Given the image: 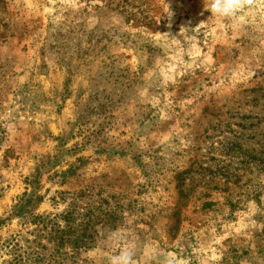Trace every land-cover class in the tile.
Returning a JSON list of instances; mask_svg holds the SVG:
<instances>
[{"label":"rangeland","instance_id":"obj_1","mask_svg":"<svg viewBox=\"0 0 264 264\" xmlns=\"http://www.w3.org/2000/svg\"><path fill=\"white\" fill-rule=\"evenodd\" d=\"M30 196L116 215L51 257ZM0 220V264H264V2L0 0Z\"/></svg>","mask_w":264,"mask_h":264},{"label":"trees","instance_id":"obj_2","mask_svg":"<svg viewBox=\"0 0 264 264\" xmlns=\"http://www.w3.org/2000/svg\"><path fill=\"white\" fill-rule=\"evenodd\" d=\"M29 200H21L18 205L15 207V215L21 217L24 220H32L36 225H40L42 229L47 230L49 225L51 229L49 230V238L50 241L56 243L57 248L54 252L51 253V257L55 254L61 253L59 249L65 247L67 244L71 245L72 248L79 250L82 248H90L92 244L97 239L98 232L96 230L97 222H101L103 220H112L116 215L115 211L106 212L102 217L98 215L95 217V214H92V209H88L87 213L84 215L82 221L76 226H72L74 222L77 221V217L74 215L73 210H69L63 214L55 215L54 218L48 216H28V212H24L26 208L30 205H36L40 201L39 197H35L33 201V196H30ZM28 216V217H27ZM101 218V219H100ZM2 221V220H0ZM61 221L67 223V228L62 227ZM110 223V221H107ZM1 224V223H0Z\"/></svg>","mask_w":264,"mask_h":264},{"label":"clouds","instance_id":"obj_3","mask_svg":"<svg viewBox=\"0 0 264 264\" xmlns=\"http://www.w3.org/2000/svg\"><path fill=\"white\" fill-rule=\"evenodd\" d=\"M262 2L264 0H204V10L210 12L211 17L235 20L245 10L252 11ZM107 264H136V253L133 248L122 244L108 258Z\"/></svg>","mask_w":264,"mask_h":264}]
</instances>
